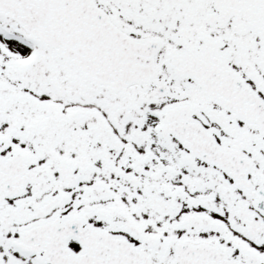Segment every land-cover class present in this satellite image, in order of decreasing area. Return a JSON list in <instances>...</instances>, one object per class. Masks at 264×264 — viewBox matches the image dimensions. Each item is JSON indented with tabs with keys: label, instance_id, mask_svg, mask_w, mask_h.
<instances>
[{
	"label": "snow or ice",
	"instance_id": "6c2138e0",
	"mask_svg": "<svg viewBox=\"0 0 264 264\" xmlns=\"http://www.w3.org/2000/svg\"><path fill=\"white\" fill-rule=\"evenodd\" d=\"M0 264H264V0H0Z\"/></svg>",
	"mask_w": 264,
	"mask_h": 264
}]
</instances>
